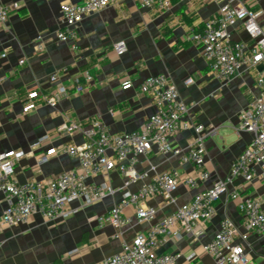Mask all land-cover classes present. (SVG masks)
I'll return each mask as SVG.
<instances>
[{
	"label": "crops",
	"instance_id": "obj_1",
	"mask_svg": "<svg viewBox=\"0 0 264 264\" xmlns=\"http://www.w3.org/2000/svg\"><path fill=\"white\" fill-rule=\"evenodd\" d=\"M80 1L0 0V4L19 3V8L0 26V151L27 152L44 135L51 137L16 163V179L19 182L49 179L78 168V159L67 154L52 155L47 162L38 163V157L53 146L84 143V137L78 133L55 134V129L64 122L98 118L112 134L139 130L156 107L152 95L139 92L138 85L156 74L169 77L188 105L192 121L204 125L205 169L209 179L196 189L180 185L172 193V203L161 194L150 197L145 205L156 209L150 221L138 223L135 206L128 208L129 222L118 238L111 225L97 227L95 218L106 214L120 200L121 190L65 220L43 221L39 215H33L27 223L11 227L0 224V264L99 262L117 253L122 242L131 241L137 233L147 231L188 202L196 190L225 177L252 138L251 133L239 129V115L259 93L256 74L264 69V61L249 69L242 68L230 81L222 83L211 73L201 47L185 38L187 27L200 29L228 0H172L169 9L162 12L142 7L137 0H118L78 25L77 50L73 51L70 43L56 39L55 32L62 27L60 5ZM237 1L262 12L258 22L264 32V0ZM39 35L43 41L41 50L36 47ZM232 39L252 43L240 23L234 27ZM119 40L126 42L123 55L113 51V44ZM61 68L67 69L60 77L64 84L83 69L92 73L94 84L80 93L62 97L56 107L40 103L35 110L23 114L27 93L33 89L51 92L54 84L49 81V75ZM188 77L193 78L192 83L185 82ZM126 79L131 80L132 87L122 89ZM194 136L193 129L182 130L169 136L168 141L172 146L185 148ZM135 168L146 177L129 187L132 192L171 168L195 174L191 163H180L178 157L162 154L155 148L146 157H139ZM87 181H105L119 189L123 177L112 171L108 176L99 175ZM233 191L259 198L264 205V175L260 168L256 167L251 181L239 177L229 185L228 194L215 202V215L209 221L199 224L192 232L181 231L179 237L164 236L157 252L179 254L175 264H215L211 256L199 251L218 231L221 220L229 218L240 233L246 231L238 200L230 196ZM5 205V196L0 193V217ZM236 241L244 244L249 264H264V239L260 235L249 231L245 241L239 238ZM193 251L198 256L186 260Z\"/></svg>",
	"mask_w": 264,
	"mask_h": 264
},
{
	"label": "built area",
	"instance_id": "obj_2",
	"mask_svg": "<svg viewBox=\"0 0 264 264\" xmlns=\"http://www.w3.org/2000/svg\"><path fill=\"white\" fill-rule=\"evenodd\" d=\"M118 0H81L63 2L60 5L62 27L55 32L58 41L68 42L73 51L77 50L78 25L90 15L116 3ZM140 6L157 11L169 9L172 0H137ZM19 8V3L0 4V26L9 15ZM260 10L253 9L237 0L221 4L216 14L207 18L200 29L187 27L185 38L201 47L211 73L222 83L235 77L242 68L249 69L264 61V32L258 22ZM240 23L250 37V45L232 39L234 27ZM37 49L43 48L42 37H37ZM116 55L126 52V42L119 40L113 44ZM20 64L23 60L19 61ZM66 68L49 75L54 88L49 93L31 90L22 106V113L33 111L42 103L56 107L62 97L69 93H80L94 84V77L88 69L78 71L67 84L60 81ZM188 77L185 82L192 83ZM258 95L240 112L239 129L252 135L247 146L232 163L229 173L218 178L203 190H196L191 199L178 206L173 212L147 231L135 235L131 241H124L120 250L94 264H175L179 254L158 253L163 237H179L181 231L192 232L199 224L209 221L215 215V202L228 194V187L236 178L251 181L256 175V167L264 175V69L256 74ZM132 87L130 79L122 82V89ZM139 92L152 95L156 110L146 118L139 130L122 134H112L107 125L98 118L85 121H68L55 129L56 135L80 134L85 141L82 145L64 144L53 146L38 157V163L47 162L52 155L67 154L78 159V168L62 171L49 179H30L19 182L15 177V165L33 148L50 139L44 135L30 145L29 151L9 149L0 151V193L5 196L6 205L0 217L2 226L27 223L33 215L43 221L65 220L85 207L102 201L121 190L122 196L106 214L95 218L97 227L111 225L115 237H120L122 228L129 222L128 208L135 206L138 223L150 221L156 209L145 205L150 197L161 194L167 201L174 202L172 193L184 185L196 189L209 179L205 169V136L203 124L192 121L189 107L181 98L177 87L166 74L150 75L138 85ZM193 129L195 136L185 148L172 146L168 137L182 130ZM155 148L162 154L178 157L180 163H191L195 174L184 173L171 168L155 175L143 183L135 192L129 187L146 177L135 168L139 157H146ZM117 171L122 177L119 189L110 187L105 181L88 182V178L108 176ZM232 199L238 200V207L245 217L244 233H240L229 218L220 222L213 238L203 244L200 253L211 256L215 264H249L250 259L242 242L249 231H254L264 239V205L259 198L241 196L233 191ZM76 251L70 252V254ZM198 252L193 251L186 260H193Z\"/></svg>",
	"mask_w": 264,
	"mask_h": 264
}]
</instances>
